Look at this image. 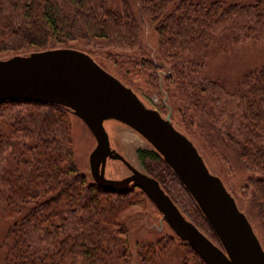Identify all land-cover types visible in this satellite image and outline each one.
<instances>
[{
  "label": "trees",
  "instance_id": "trees-1",
  "mask_svg": "<svg viewBox=\"0 0 264 264\" xmlns=\"http://www.w3.org/2000/svg\"><path fill=\"white\" fill-rule=\"evenodd\" d=\"M134 2L137 13L129 0L115 8L108 0H0V59L61 47L117 56L140 47L145 16L169 63L168 85L176 86L245 163L249 176L241 189L255 203L264 228V62L228 90L204 75L199 63L185 60L195 47L216 38L264 41V0ZM148 67L153 68L150 62ZM70 114L56 104L0 102V216L12 218L4 234L3 264H168L167 258H175L174 264H206L176 235L130 245L125 212L134 186L110 192L78 171ZM138 156L181 213L220 245L160 154L151 148L138 150ZM178 244L187 247L180 252Z\"/></svg>",
  "mask_w": 264,
  "mask_h": 264
},
{
  "label": "water",
  "instance_id": "water-1",
  "mask_svg": "<svg viewBox=\"0 0 264 264\" xmlns=\"http://www.w3.org/2000/svg\"><path fill=\"white\" fill-rule=\"evenodd\" d=\"M18 100L63 106L80 118L95 139L88 156L94 183L110 192H122L130 184L139 187L170 229L206 264H264V249L250 222L220 177L208 169L193 142L173 126L169 114L162 116L147 107L88 53L61 47L0 59V102ZM108 119L138 132L160 154L220 245L181 213L154 177L111 148L103 123ZM108 159L120 160L130 173L119 179L106 177Z\"/></svg>",
  "mask_w": 264,
  "mask_h": 264
},
{
  "label": "rangeland",
  "instance_id": "rangeland-1",
  "mask_svg": "<svg viewBox=\"0 0 264 264\" xmlns=\"http://www.w3.org/2000/svg\"><path fill=\"white\" fill-rule=\"evenodd\" d=\"M129 2L137 13V3L134 0ZM108 4L113 8L119 7L120 0H108ZM139 43L138 49L117 56L108 55L102 50L91 57L106 71L130 86L148 107L157 109L162 116L169 114L175 127L189 134L188 137L198 148L206 166L222 179L226 188L236 198L238 208L245 214L264 249V228L257 207L241 189L249 176L245 163L237 155L235 147L225 141L217 128L190 108V103L179 95L176 86L168 85L170 66L159 51L154 26L145 16L140 23ZM185 57L187 61L199 63L204 75L218 79L228 90H233L245 72L257 68L264 62V41L234 43L216 38L206 46L195 47ZM149 62L153 68L148 67ZM68 119L75 165L81 174L91 178L88 156L95 146V139L80 118L70 114ZM103 123L110 146L134 167L145 172L138 150L151 149L148 141L117 120L108 119ZM129 173L128 168L120 160L106 161V177L119 179ZM142 193L140 188L134 187V192L130 195L133 196V203L125 212L131 246L137 240H153L161 235H176L162 219L156 207ZM11 219V216L4 217V214L0 216V264H3L4 257V234ZM177 237L176 235L175 238ZM186 247L178 244L177 249L182 252ZM166 262L174 264L175 258H167Z\"/></svg>",
  "mask_w": 264,
  "mask_h": 264
}]
</instances>
